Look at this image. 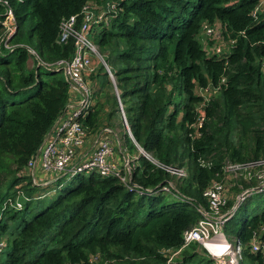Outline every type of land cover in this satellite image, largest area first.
<instances>
[{"label":"trees","instance_id":"1","mask_svg":"<svg viewBox=\"0 0 264 264\" xmlns=\"http://www.w3.org/2000/svg\"><path fill=\"white\" fill-rule=\"evenodd\" d=\"M7 2L17 30L12 49L0 47V238L5 243L0 264H88L92 257L97 264H168L183 245V232L200 219L196 206H206L203 192L222 181L225 165L264 159V0ZM106 4L114 5L116 14L108 25H92L91 38L114 82L101 65L88 77L93 102L82 123L87 140L102 132L116 138V148L118 140L136 155L137 145L150 159L138 156L132 189L95 172L33 185L27 164L71 98L61 72L47 67L74 54L72 39L58 42L60 24L86 5ZM5 10L0 5V37ZM203 25L218 26L222 39L232 43L225 55L203 50L198 41ZM119 103L134 142L121 122ZM236 130L240 136L234 143ZM162 167L185 168L188 177L178 184ZM171 183L174 190L164 192ZM238 183L244 189L255 185ZM49 186L56 187V197L35 213L34 203L49 194L38 192ZM18 192L25 197L22 208L2 211ZM262 229L264 211L243 221L237 234L242 264H264L263 252L249 247L254 235L264 247ZM207 263L213 264L197 244L174 260Z\"/></svg>","mask_w":264,"mask_h":264},{"label":"built area","instance_id":"2","mask_svg":"<svg viewBox=\"0 0 264 264\" xmlns=\"http://www.w3.org/2000/svg\"><path fill=\"white\" fill-rule=\"evenodd\" d=\"M21 1V0H16ZM0 5L5 7L3 20L4 33L0 37V47L11 50L10 39L16 33V22L13 11L8 6L7 0H0ZM116 14L114 5L104 6L86 5L81 13L76 17H71L60 24L59 43H66L69 39L73 40L74 54L70 60H64L47 67L61 72L64 80L71 88V95L76 99V106L67 105L66 110L57 120L55 128L47 135L43 145L36 155L27 164V174L32 179L33 185H46L55 181L60 176H72L82 172H95L101 177H116L124 186L132 189L131 176L135 169L139 155L150 159L143 151L138 150V154L131 155L126 148L122 150L121 167L113 160V141L108 134L99 133L95 140V145L86 159L78 158L80 151L87 142V131L83 126L82 119L87 114L92 105V90L89 86L88 77L94 74L98 65H101L107 73L111 82H114L109 67L98 51L91 38L92 25H108L110 15ZM80 19L78 24L77 19ZM206 33H212L211 27H207ZM229 47L232 43L229 42ZM28 52L37 58L34 50L27 48ZM221 53V49L216 50V54ZM44 65V64H42ZM207 92V91H206ZM207 98V97H205ZM200 109V108H199ZM120 116L125 122L122 106L119 108ZM204 122L203 114L197 120V127L201 128ZM126 134L131 139L132 135L127 123L124 124ZM38 172L43 173L42 178L37 177ZM162 169L180 180L185 176L182 169L172 167H162ZM246 171L245 178L247 183L255 182L253 187L244 189L237 182L229 186L225 182L237 177L239 171ZM47 176V179L44 177ZM233 187L240 188L239 192L232 191ZM174 190L171 183L169 187L163 188L164 192ZM264 191V159L244 164H228L223 169L222 181H214L203 192L206 206H196V212L200 219L196 225L183 232V245L180 250L172 253L167 263L174 264L179 252L190 244H197L205 251V255L213 264H242L244 247L239 237L234 239V244H230L224 234L228 221L234 218L237 209L245 202L246 198L253 193ZM21 199H25L24 194L17 193L15 199L8 198L2 206V211L7 207L20 210ZM229 203L231 205H229ZM264 230V229H262ZM259 236L254 235L250 241V250L254 253L263 252L264 247L259 242ZM5 247L4 241L0 238V254ZM96 257L89 259L88 264H97ZM77 264V263H75Z\"/></svg>","mask_w":264,"mask_h":264},{"label":"rangeland","instance_id":"3","mask_svg":"<svg viewBox=\"0 0 264 264\" xmlns=\"http://www.w3.org/2000/svg\"><path fill=\"white\" fill-rule=\"evenodd\" d=\"M206 30H207L206 26L203 25L202 30L198 36V41H199L201 47L203 48V50L205 52H207L208 55H211V54H216V50H218L220 48L221 53L218 52V54H216V55L218 57H220L221 55H225L229 51V44H227L228 41L223 40L222 37L219 35L220 29L218 28V26H216L215 29H212V33L210 35H208L206 33ZM114 92L116 94V97L118 98V92L116 90H114ZM202 96L207 97V95H205V94H203ZM238 131L239 130L234 131L233 135L231 136L234 139V143L238 141V138L240 136ZM243 139L246 142L247 136L246 137L243 136L241 141ZM111 140L114 141L113 139H111ZM114 149L116 150L115 151V156H116V155H118L117 154V148L115 147ZM153 163H156V162H153ZM204 164H208V163L204 161ZM228 164H226V165H228ZM119 167H121V164H119ZM183 169L185 172V176L182 179H180L178 182H176L178 184L182 180H184L188 177V171H186L185 168H183ZM245 173H246L245 170L239 171L237 173V177L235 179H233V178L228 179L224 185L229 186L232 183H234V182L238 183L241 180L246 182L248 179L245 178ZM238 185H240V184L238 183ZM4 188H5V186L2 187V191H4ZM238 190H240V188H237V191ZM237 191L234 190V191H230V192L233 194L234 192H237ZM43 192H48L49 194L41 202H39V204L37 206H36V203H34V212L35 213L38 212L39 210H41L42 208H45L46 206H48L52 202V200L56 197V194H57V190H56L55 186H52V187L49 186L46 190L39 191L38 193H43ZM263 211H264V191L261 193H253L251 196L246 198L245 202H243L241 204V206L237 209L233 222L231 224H228V226H226V228H225L224 234L226 236L227 241L233 245L234 239L237 237V234H238V232L242 226L243 221L246 219H250L253 216L259 215ZM34 212H32V213H34ZM2 255H4V254L2 253ZM2 255L0 257L1 261L3 259ZM207 264H209V263H207Z\"/></svg>","mask_w":264,"mask_h":264},{"label":"crops","instance_id":"4","mask_svg":"<svg viewBox=\"0 0 264 264\" xmlns=\"http://www.w3.org/2000/svg\"><path fill=\"white\" fill-rule=\"evenodd\" d=\"M69 106H76V99H74V97L71 95V98H70V101H69V104H68ZM56 124V123H55ZM54 124V125H55ZM53 125V127L51 128V130H50V133L53 131V129L55 128V126ZM115 137H114V141H113V158L111 159V160H113V162L115 163V164H117V165H119V164H121V162H122V150H123V148H121V144L118 142V140H117V144H118V148H117V154L118 155H116L115 156ZM96 140V139H95ZM95 140L94 141H92V139H88L87 140V142H86V144H85V146H84V148L80 151V153H79V155H78V158L79 159H82V160H84V159H86L87 157H89V155H90V153H91V151H92V149H93V147H94V145H95ZM138 151V150H137ZM43 173H41V172H38V169H37V177L38 178H42L43 177V175H42ZM46 179H47V176H44ZM48 184H50V183H47L46 185H48Z\"/></svg>","mask_w":264,"mask_h":264},{"label":"water","instance_id":"5","mask_svg":"<svg viewBox=\"0 0 264 264\" xmlns=\"http://www.w3.org/2000/svg\"><path fill=\"white\" fill-rule=\"evenodd\" d=\"M120 106H121V104L119 103V108H120ZM121 122H122V124L124 125L125 123H127V121H123L122 120V117H121ZM50 133V132H49ZM49 133H48V135H49ZM131 140L133 141V138H131ZM134 142V141H133ZM136 147L140 150V148L136 145ZM142 150V149H141Z\"/></svg>","mask_w":264,"mask_h":264}]
</instances>
